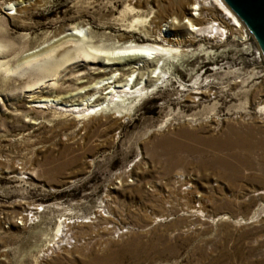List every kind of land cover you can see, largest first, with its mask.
<instances>
[{
    "label": "rangeland",
    "instance_id": "rangeland-1",
    "mask_svg": "<svg viewBox=\"0 0 264 264\" xmlns=\"http://www.w3.org/2000/svg\"><path fill=\"white\" fill-rule=\"evenodd\" d=\"M165 1L0 0V264H264V55L246 30L179 48L216 54L186 63L196 75L177 70L203 99L163 85L127 119L61 107L78 80L94 82L84 64L51 86L36 68L10 71L77 23L140 41L116 18L140 3L147 24ZM230 130L260 143L249 167L217 153ZM61 222L67 238L50 248Z\"/></svg>",
    "mask_w": 264,
    "mask_h": 264
},
{
    "label": "bare ground",
    "instance_id": "bare-ground-1",
    "mask_svg": "<svg viewBox=\"0 0 264 264\" xmlns=\"http://www.w3.org/2000/svg\"><path fill=\"white\" fill-rule=\"evenodd\" d=\"M123 13L116 18L120 30L138 32L143 35L142 40L136 41L132 35H109L92 30L84 33L85 25L77 23L47 34L43 42L26 53L17 67L10 71L23 72L25 68L33 67L50 77L52 82L63 67L84 64L96 77L94 82L78 80V88L62 97L72 103L61 107L70 108L69 111L75 117L91 116L100 111L108 112L118 120L127 119L141 100L157 93L163 85L179 83L181 90L188 92L184 96L185 102L192 100L194 103L192 95H200L199 99L205 97V91L195 89L192 84L185 85L179 80L177 70L196 75L194 69L187 68L186 63L196 54L208 62L216 54L204 44H200L196 51L179 49L182 45L189 47L198 40L216 42L231 35L242 40L247 37L244 26L223 0H166L165 4L159 3L155 9H151V18L147 24L141 18L145 11L140 3L126 5ZM162 27L165 30L162 31ZM2 46L0 44V52ZM4 64L0 63V69ZM46 81H36L33 88H41ZM90 100H94L93 104L87 103ZM58 101L59 98L40 100L60 107ZM231 132L219 143L217 153L241 166L249 167L245 162L246 156L256 150L260 143L253 141L251 134ZM66 224H59L55 235L59 237L50 248L67 238Z\"/></svg>",
    "mask_w": 264,
    "mask_h": 264
},
{
    "label": "water",
    "instance_id": "water-1",
    "mask_svg": "<svg viewBox=\"0 0 264 264\" xmlns=\"http://www.w3.org/2000/svg\"><path fill=\"white\" fill-rule=\"evenodd\" d=\"M264 55V0H223Z\"/></svg>",
    "mask_w": 264,
    "mask_h": 264
},
{
    "label": "flooded vegetation",
    "instance_id": "flooded-vegetation-1",
    "mask_svg": "<svg viewBox=\"0 0 264 264\" xmlns=\"http://www.w3.org/2000/svg\"><path fill=\"white\" fill-rule=\"evenodd\" d=\"M247 31V30H246ZM248 33V32H247ZM248 35L253 39V37L250 35V33H248ZM254 43H255V40L253 39ZM256 44V43H255ZM257 46V45H256Z\"/></svg>",
    "mask_w": 264,
    "mask_h": 264
},
{
    "label": "built area",
    "instance_id": "built-area-1",
    "mask_svg": "<svg viewBox=\"0 0 264 264\" xmlns=\"http://www.w3.org/2000/svg\"><path fill=\"white\" fill-rule=\"evenodd\" d=\"M259 53H257V55H258Z\"/></svg>",
    "mask_w": 264,
    "mask_h": 264
}]
</instances>
